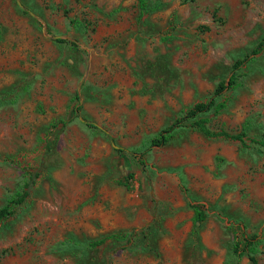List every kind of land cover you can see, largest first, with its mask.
I'll use <instances>...</instances> for the list:
<instances>
[{"label": "rangeland", "instance_id": "374dc122", "mask_svg": "<svg viewBox=\"0 0 264 264\" xmlns=\"http://www.w3.org/2000/svg\"><path fill=\"white\" fill-rule=\"evenodd\" d=\"M263 38L264 0H0V264H264V53L214 96Z\"/></svg>", "mask_w": 264, "mask_h": 264}, {"label": "trees", "instance_id": "16d2710c", "mask_svg": "<svg viewBox=\"0 0 264 264\" xmlns=\"http://www.w3.org/2000/svg\"><path fill=\"white\" fill-rule=\"evenodd\" d=\"M138 3H139V6L141 8H143L145 6V0H138ZM56 42L68 43L67 40H63L60 38H57ZM262 52L264 53V38L256 46V48L253 51H251L249 54L245 55L242 59H239L234 63L229 80L226 82V84H221L216 88L214 96H219L222 93H224L226 90L232 88L234 86V83H235L236 73L239 70H241L242 68H244L248 63H250L253 60V57L257 56L258 54H260ZM216 107H218V105H216V101L214 98L209 99L206 102L196 104L183 117L177 118L167 128L163 129L159 133V135L151 141V146L152 147H163V146H165L167 144V142L169 141L170 134L173 130L181 127L186 121L193 119L199 115L206 114V113L212 111L213 109H215ZM80 110H81L80 105H77L75 107V113L78 114ZM82 121L85 123V125L88 128L97 129V127L94 124L88 122L87 120L82 119ZM198 128H199V131L203 135H205L206 137H221V138H226V139H230L233 141H238L242 144H244L246 141L245 140L246 136L244 133H239L236 135H231V134H228V133L222 132V131L218 132V133H213V132L209 131V129L205 126L204 123H199ZM258 144L264 148L263 143H258ZM25 174L28 177V182H26L24 184V187H22L20 192H17L12 197V199L8 202V204L5 207L0 209V221L6 219L8 217H11L13 215V213L15 212V210L19 206H21L29 197L30 189L32 187V184L35 181V176H37V174L35 175L31 171H25ZM129 178L131 179L132 175H130ZM123 183H126V182H123ZM196 215H197V218L200 221H202L203 214L199 210H196ZM106 240H107V238H103V239L97 241L94 245H101ZM243 241H244V244H242V248H240L241 242L236 241L234 243L233 253L237 257H241L247 252V254L249 255L250 261L253 264H255L256 260H255L254 255L257 253V249H256L255 244L253 242L249 241L248 239H244Z\"/></svg>", "mask_w": 264, "mask_h": 264}]
</instances>
